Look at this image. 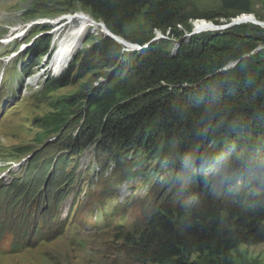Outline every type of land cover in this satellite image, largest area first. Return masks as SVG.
<instances>
[{"label":"rangeland","instance_id":"rangeland-1","mask_svg":"<svg viewBox=\"0 0 264 264\" xmlns=\"http://www.w3.org/2000/svg\"><path fill=\"white\" fill-rule=\"evenodd\" d=\"M184 1L188 4L182 14L188 20L178 24L183 18L176 19L175 33L172 27H153L139 15L117 36L137 46L155 40L170 51L195 36L232 29V41L220 40L228 51L218 57L234 56L224 67L236 65L241 54L257 52V46L264 50V27L259 24L194 32L197 20L224 25L231 18L220 16L221 0ZM251 1L253 15L264 24V0ZM72 12V20L78 21L74 32H65L53 44L52 23ZM102 23L77 2L0 0V58L12 57L0 61V264H157L142 256L138 232L161 202L183 209L197 194L189 155L180 153L177 138L166 143L160 137L163 129L155 120L147 132L160 133L156 150L151 142L124 147L100 132L79 152L74 150L76 135L98 124L109 107V101L93 104V98L107 88L109 79L103 74L111 71L82 75L78 70L89 45L108 36ZM17 24L26 27L10 33ZM126 54L132 58L133 53ZM34 72L42 73L40 81L27 85ZM10 173L14 175L8 177ZM220 186V181L211 184L214 192ZM185 214L175 219L177 228L185 225ZM187 259L198 264H264V242L241 244L225 257L196 252Z\"/></svg>","mask_w":264,"mask_h":264},{"label":"trees","instance_id":"trees-1","mask_svg":"<svg viewBox=\"0 0 264 264\" xmlns=\"http://www.w3.org/2000/svg\"><path fill=\"white\" fill-rule=\"evenodd\" d=\"M67 1L89 9L116 35L124 34L139 15L153 27H172L174 33L177 23L188 20L182 14L188 2L182 0ZM221 3L220 16L227 19L252 14L251 0ZM176 19L182 20L172 24ZM235 37L230 29L195 36L179 49L168 51L153 40L127 52L120 42L104 36L81 56L82 75L111 71L103 74L109 79L107 88L93 98V104L104 105L99 100H105L109 107L98 124L76 135L74 150L79 152L98 132L124 147L151 142L156 150L160 133L147 132L155 120L163 129L160 137L166 143L177 138L180 153L189 155L198 195L183 209L161 202L162 208L150 211L144 230L138 232L142 256L157 264H198L187 255L225 257L241 244L264 242V50L241 54L236 65L224 67L234 56L218 57L228 51L220 40ZM126 53H133L132 58ZM216 181L221 183L219 192L211 187ZM186 212L185 225L177 228L175 219Z\"/></svg>","mask_w":264,"mask_h":264},{"label":"bare ground","instance_id":"bare-ground-1","mask_svg":"<svg viewBox=\"0 0 264 264\" xmlns=\"http://www.w3.org/2000/svg\"><path fill=\"white\" fill-rule=\"evenodd\" d=\"M72 19H73V12L72 13H67V14H62L61 16L55 18L54 23H56L57 21H58V23L57 24H54L53 25L54 27L51 30L52 33H53L52 36H53L54 43H55L56 39L58 40V37H62L68 31H70V33H73L74 32L72 29L73 28L75 29V27L78 24V21H75V20H72ZM71 21H73V22H71ZM46 22H48V21H46ZM240 23H253V24H259V25H261V26L264 27V24L262 22L258 21L253 14L240 13L238 16H236L235 18H232L231 21L227 22L224 25H214V24H212L210 22V20H197L196 21L197 28H195L194 31H212V30H218V29H220V27L226 28L228 26H233V25L240 24ZM102 25H103V28H102L103 33H105V34L110 33V31L105 27V24L102 23ZM61 26H63V27H61ZM25 27H26V25L24 26V25L17 24L16 26H14L13 29H10V33L13 34V33L17 32V31H21ZM66 27H68V28H66ZM64 28H66V29L64 30ZM55 29H57V30H55ZM116 38L118 40H120V43H122L126 47L125 50L127 52H133V51H136L137 49H139V46H137V45H135V46L128 45L126 42L122 41L118 36H116ZM56 51L53 52V55L56 53ZM12 55H10V56H12ZM53 55L52 56L49 55L50 60L52 59L51 57H53ZM11 58L8 55H6V56L1 57L0 58V61H6V62H8V60H10ZM51 63H53V61L52 62L49 61V63H48L47 66L52 67L53 65ZM41 77H42V73L41 72H34L32 75H30L28 77V79L25 81V83L27 85H29V83H32L31 86H33V85H35V84L38 83L37 81H40ZM12 175H14V174L13 173H10V175L8 174V177L9 176H12Z\"/></svg>","mask_w":264,"mask_h":264},{"label":"water","instance_id":"water-1","mask_svg":"<svg viewBox=\"0 0 264 264\" xmlns=\"http://www.w3.org/2000/svg\"><path fill=\"white\" fill-rule=\"evenodd\" d=\"M105 27H106V25H105ZM107 28V27H106ZM108 29V28H107ZM109 30V29H108ZM110 31V30H109ZM106 35H108V36H111L114 40H116L118 43L120 42V40H118L117 38H116V34H114V33H112V31H110V33H108V34H106ZM118 37H120V36H118ZM239 61V60H238ZM237 63V62H236Z\"/></svg>","mask_w":264,"mask_h":264},{"label":"built area","instance_id":"built-area-1","mask_svg":"<svg viewBox=\"0 0 264 264\" xmlns=\"http://www.w3.org/2000/svg\"><path fill=\"white\" fill-rule=\"evenodd\" d=\"M235 16H237V14L235 15ZM128 45H133V46H135V45H140L139 43H134V42H129V41H125ZM261 45V44H260ZM254 50H257L258 51V46L254 49ZM231 64H233V63H231ZM227 67V66H226Z\"/></svg>","mask_w":264,"mask_h":264},{"label":"crops","instance_id":"crops-1","mask_svg":"<svg viewBox=\"0 0 264 264\" xmlns=\"http://www.w3.org/2000/svg\"><path fill=\"white\" fill-rule=\"evenodd\" d=\"M252 13V12H251ZM252 14H254V13H252Z\"/></svg>","mask_w":264,"mask_h":264}]
</instances>
